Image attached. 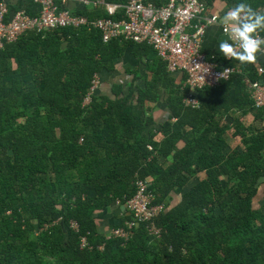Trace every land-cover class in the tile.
Masks as SVG:
<instances>
[{
  "label": "trees",
  "instance_id": "16d2710c",
  "mask_svg": "<svg viewBox=\"0 0 264 264\" xmlns=\"http://www.w3.org/2000/svg\"><path fill=\"white\" fill-rule=\"evenodd\" d=\"M214 1L206 0L207 13ZM224 1L229 8L237 3ZM246 2L264 12V0ZM22 6L32 15L40 10L34 0L10 8ZM75 12L106 15L85 6ZM127 49L138 65L144 63L145 74L151 72L145 85L114 84L116 96L98 86L85 103L94 75L113 70ZM257 53L254 62L243 64L252 80L262 78L254 63L264 68V53ZM188 90L175 82V72L152 45L104 42L89 25L28 31L5 42L0 49V264H264V197L255 203L264 177V130L244 127L240 116L233 124L222 120L243 106L263 121L264 108L254 105L241 74L198 89V108L184 104ZM164 97L172 113L155 126L147 102ZM152 126L162 132L160 141ZM229 136L240 137L242 145L231 147ZM179 139L185 141L181 148ZM170 154L164 167L160 158ZM200 172L206 176L186 190L190 176ZM136 175L149 177L156 201L166 203L156 219L163 236L155 239L142 223L128 240L108 239L99 249L103 237L93 212L131 197ZM174 189L182 199L167 210L166 197ZM72 219L79 222L78 231L70 226ZM87 233L92 248L80 244Z\"/></svg>",
  "mask_w": 264,
  "mask_h": 264
},
{
  "label": "built area",
  "instance_id": "2783aa9c",
  "mask_svg": "<svg viewBox=\"0 0 264 264\" xmlns=\"http://www.w3.org/2000/svg\"><path fill=\"white\" fill-rule=\"evenodd\" d=\"M35 1L40 5V10L32 15L24 8L12 11L6 0H0V49L5 42L15 41L28 31L39 32L66 26H94L101 30L104 41L124 38L147 42L167 62L170 71H185L183 84L189 90L185 93L183 102L186 106L197 108L201 104L197 97L198 89L218 85L222 80H227L232 74L240 71L229 65L219 67L208 59L206 51L202 48L203 36L209 25L219 24L222 32L228 37L233 27L232 24H221V16L218 13H207L206 0H166L160 5L143 0H129L125 4L108 0ZM74 3L103 7L109 15L90 19L86 15L73 12L71 5ZM255 36L262 41L257 51L264 53V37L257 33ZM231 42L235 43L234 40ZM236 47L238 48V43ZM259 73L262 75L261 79L245 78V81L254 105L264 108L263 66L259 67ZM99 85L100 80L95 75L85 103H89L91 94ZM133 185L135 192L131 197L125 201L116 200V204L128 218L124 219L122 225L112 228L106 238H120L126 241L132 230L142 223L149 234L161 238L164 229L157 224L156 219L165 210V204L156 201L157 195L151 187L150 179L136 175ZM70 223L74 230L79 229L77 220ZM81 238L82 247H93L85 235ZM104 244H98V248L103 249Z\"/></svg>",
  "mask_w": 264,
  "mask_h": 264
},
{
  "label": "crops",
  "instance_id": "0c3cea01",
  "mask_svg": "<svg viewBox=\"0 0 264 264\" xmlns=\"http://www.w3.org/2000/svg\"><path fill=\"white\" fill-rule=\"evenodd\" d=\"M6 1L9 3V6L11 7V6L17 5L21 0H6ZM34 2L36 1L34 0ZM71 6L73 9V12H75V9H77L78 6H85V7L91 8L92 10H98V11L101 10L104 13H106V15H103V16L96 15L97 17H89L88 15H86L89 18H102V17L108 16L107 12L105 11L103 7H94V6L78 4V3H74ZM22 8L24 7L22 6ZM228 9L229 7L224 0H215L213 3V7L210 9V13L216 12V13H219L221 16H223L224 12H226ZM92 27L97 28L94 26ZM98 30L101 32L100 29ZM256 33L260 34L259 32H256ZM260 35L262 36V34ZM101 36H102V32H101ZM262 37H264V35ZM228 38L229 37L225 33L222 32V29L219 24L209 25L206 28L205 34L203 36L202 48L204 51H206L207 56L211 58V60L214 61L219 67H223L226 65L236 67L237 69L240 70L237 74L243 75L244 81H245V78H249L252 80V77H250L247 73L244 72L243 64H241L236 59L223 56L217 50L218 42L221 39H228ZM116 39L123 40L122 38H116ZM111 40H115V39H111ZM257 54L258 56H260L261 52ZM257 65L261 66L258 61L254 63L255 67H259ZM144 69H145L144 63H141V65H138L137 57L133 54V52L130 49H127L125 52V55L116 61L115 68L113 70L108 71L107 69H104L100 71L99 73H96L95 75H98V78L100 80V85H99L100 89L104 93H109L111 96H114L115 94L114 95L112 94V91H113L112 86L114 84L123 85L124 87L130 86L132 83L138 86H144L145 85L144 76H146L147 78H150L151 76V72H147L146 70L147 73L145 74ZM258 74H260L259 71H258ZM185 78H186L185 71L183 70L175 71V82L177 84H180L182 89L186 88L184 87V84H183ZM245 86H246L247 92L250 93L246 81H245ZM147 110L149 111L148 113H152L153 118L155 120V126L156 124L158 125V123H161L165 121L166 119H168L172 113L168 107V103L166 102L165 97L162 98V100L158 102L148 101ZM237 116H240L241 119L243 118L242 121L244 122L243 123L244 127L249 126L253 128V130H256V129L264 130L263 121H261V119L256 118L254 111L252 110V107L247 110L243 106H239L234 109H231L227 115L222 116V120L226 121L229 124H233L232 121L234 120V118H237ZM171 119L172 121L177 120L175 116H172ZM153 127L154 126H152V130L153 132H155L154 137L157 141H160L163 138V134L161 131L153 129ZM229 141H230L231 147H237V146L240 147L242 145L241 138L238 136L236 137L234 136L233 138L229 136ZM176 145L178 148H181L185 145V141L183 139H179ZM171 155L172 154H170V156L167 158H164V157L160 158V161L164 167L167 166L171 162ZM199 175H201L200 178H203L206 176V173L200 172ZM196 177L197 175L190 176V179L188 180V183L185 188L186 190L189 189L192 185H194L199 180V179L195 180ZM147 178L150 179L149 177ZM258 195H262V197H264V177L260 179L257 199H259ZM181 199H182L181 194L178 193L175 189L172 190L170 195L166 197V201L169 202L167 206V210L169 208H172L176 204H178ZM126 216L127 214L123 212L121 207L117 205H113V204L105 208H102V209H96L93 212V217H94V221L96 223V229H97L96 232L100 233L101 236L103 237L102 241H100L99 244L107 241L104 238L105 235L109 234L112 228L120 226L119 224H122L124 222L123 219H126L127 218ZM72 220H75V219H72ZM84 235L89 240L88 233ZM81 236H80V243L82 241ZM91 244L94 245L93 243Z\"/></svg>",
  "mask_w": 264,
  "mask_h": 264
},
{
  "label": "clouds",
  "instance_id": "9594fccd",
  "mask_svg": "<svg viewBox=\"0 0 264 264\" xmlns=\"http://www.w3.org/2000/svg\"><path fill=\"white\" fill-rule=\"evenodd\" d=\"M115 3H119V2H115ZM125 3H119V4H125ZM220 23L223 25L232 24L233 27L230 29L231 35L229 36V38L221 39L218 42L217 50L223 56L236 59L241 64L254 62L256 59V52L262 43V41L255 36V33L258 30H264V12H258L252 9L250 5L246 2V0H237V3L233 7H230L226 12H224L223 16L220 18ZM113 39H116V38H113ZM124 40H127V39H124ZM230 40H234L235 43L230 42ZM104 42H107V41H104ZM138 43H142V42H138ZM236 43H238V48L236 47ZM117 199H120V198H117ZM116 200L113 205H117ZM160 202H163V201H160ZM165 209H166V204H165ZM78 230H75V231H78ZM155 238L161 239L162 237L161 238L155 237ZM105 239L108 240V238H106V235H105Z\"/></svg>",
  "mask_w": 264,
  "mask_h": 264
},
{
  "label": "rangeland",
  "instance_id": "374dc122",
  "mask_svg": "<svg viewBox=\"0 0 264 264\" xmlns=\"http://www.w3.org/2000/svg\"><path fill=\"white\" fill-rule=\"evenodd\" d=\"M86 99V97H85ZM85 99H84V102H85ZM201 175H197V177L195 178V180H197L198 178H200ZM259 199H257V197L255 198V203L257 204L258 201L261 199L262 195H258Z\"/></svg>",
  "mask_w": 264,
  "mask_h": 264
}]
</instances>
